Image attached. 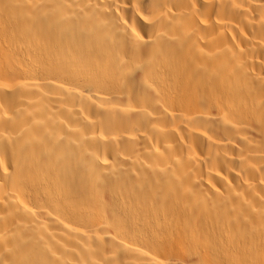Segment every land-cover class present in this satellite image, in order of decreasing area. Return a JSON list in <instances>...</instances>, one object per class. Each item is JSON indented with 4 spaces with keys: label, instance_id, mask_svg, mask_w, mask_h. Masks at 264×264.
<instances>
[{
    "label": "bare ground",
    "instance_id": "obj_1",
    "mask_svg": "<svg viewBox=\"0 0 264 264\" xmlns=\"http://www.w3.org/2000/svg\"><path fill=\"white\" fill-rule=\"evenodd\" d=\"M0 264H264V0H0Z\"/></svg>",
    "mask_w": 264,
    "mask_h": 264
}]
</instances>
